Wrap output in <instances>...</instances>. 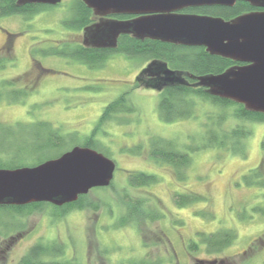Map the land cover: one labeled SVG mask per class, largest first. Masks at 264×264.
<instances>
[{"label":"rangeland","instance_id":"obj_1","mask_svg":"<svg viewBox=\"0 0 264 264\" xmlns=\"http://www.w3.org/2000/svg\"><path fill=\"white\" fill-rule=\"evenodd\" d=\"M70 4L71 0H62L33 15L0 16V50L11 41L10 57L0 67V89L5 93L0 99V122L16 131L8 137L0 130V141H6L3 146L14 149L15 142L30 138L27 126L20 125L39 121L51 122L62 133H75L82 140L95 127L104 107L126 91L136 109L106 123L97 135L100 148L117 164L112 185L95 187L85 198L97 208L91 204L62 214L61 206L45 202L23 216L0 213V264H16L33 244L55 240L65 247L57 259H76L79 264H137L160 258L161 264H198L196 258L217 255L206 253L204 247L190 254L189 241L198 240V231L226 227L236 230L237 239L218 256L229 257L232 264H264V174L254 172L260 166L264 172V123H248L252 134L245 139L244 154L215 147L191 153L188 179L178 182L168 165L154 161L145 150L137 154L131 149L137 144L147 149L152 136L174 139L182 147L200 144L205 138V111L220 108L200 103L197 117L166 122L159 115V91L134 86L147 63L141 58L115 53L102 67L90 68L69 56L46 55L44 51L61 47L65 41L84 39L82 29L63 23L72 13ZM5 80L34 89L14 102ZM224 122L228 128L237 120ZM80 140L71 143V148L82 144ZM132 170L154 173L158 181L131 188L127 178ZM174 190L200 193L206 200L179 207L172 197ZM125 193L152 198L165 217L147 220L142 230L136 223L122 226ZM207 212L211 215H204ZM13 234L18 236L10 242L8 237ZM144 240L150 246L145 247Z\"/></svg>","mask_w":264,"mask_h":264},{"label":"trees","instance_id":"obj_2","mask_svg":"<svg viewBox=\"0 0 264 264\" xmlns=\"http://www.w3.org/2000/svg\"><path fill=\"white\" fill-rule=\"evenodd\" d=\"M52 6L54 5L35 3L34 6L32 4H19L18 0H0V16L13 14L33 15ZM70 8L71 15L63 21L66 27L83 30L84 27L97 20L93 9L84 0H71ZM254 9L259 8H255V6L247 1H237L232 6H200L186 8L185 11L232 19L243 13L251 12ZM8 44L9 46L4 50H0V67H4L5 60L10 57L7 55V51H11V43L8 41ZM35 52V49H33L31 54L35 56ZM44 53L46 55L69 56L86 64L90 68L102 67L107 59L115 53H123L128 57H139L142 62H147L146 66L152 61L166 63L170 69L181 73L185 78L184 83L177 82L158 90L160 93L158 104L159 115L166 122L197 117L198 104L200 103H209V105L219 107L220 110L218 112L205 111V138L200 144L195 145L191 143L182 147L174 139L163 136H152L147 149L142 144H137L131 149L133 153L137 154L145 150L154 161L168 165L178 182H186L188 179L187 170L192 161L191 153L200 149L215 147L230 150L235 154H244L245 139L252 134V129L248 126V123H264L263 112L248 109L244 104L234 100L212 95L205 87L196 85V76L210 73L218 74L237 63V61L231 58L211 54L205 46H186L151 38L139 39L131 34H122L119 36L115 48L98 49L85 45L83 42L65 41L61 47L49 48ZM32 59L35 61V57ZM40 67L45 70L43 66L40 65ZM141 71L137 74L135 80L134 86L136 88L146 87L147 83L153 81V77L150 74L144 73L140 75ZM4 82L10 85L8 96L14 102L28 96L34 89L28 85L17 87L12 80H5ZM4 95V91L0 89V99ZM135 109L136 106L131 101L129 92L121 93L104 107L95 127L82 140L75 133H62L59 127L54 126L48 121L35 122L30 126L20 125L27 126L28 130L25 131L31 134L30 138L15 142L17 144L14 149L11 147L5 148L3 145L6 141H0V168L36 165L46 159L60 156L71 148V143L78 140L82 143L78 145L89 146L105 154L106 152L109 153L100 148L101 141L97 135L102 131V127L106 123L120 120L122 119L120 115L130 113ZM225 119H229V121L236 119L237 122L232 127L226 128L223 126ZM0 130L6 133L8 137L13 136L16 132L12 125L1 122ZM13 143L12 141L11 144ZM261 168L260 166L254 169V172L257 175L264 174ZM157 181L158 177L156 174L145 171H129L127 178L128 185L131 188L150 186ZM261 182L264 184V177L261 179ZM86 196L87 194H82L76 201L61 206L62 214L67 213L72 208L82 209L91 204L94 208H97V205L85 202ZM172 197L175 204L179 207H185L206 200V197L200 193H187L178 190H174ZM122 199L125 206V212L121 215L120 221L122 226L136 223L139 229L142 230V226L147 220L155 221L165 217V213L148 196L135 197L130 193H125ZM44 203L0 205V213L7 212L16 216H23L32 213L35 209L41 208ZM261 211L264 214V209H261ZM204 215L210 216L211 213L207 212ZM197 236L198 240L192 239L188 243L187 247L190 254L194 255L195 252L204 247L206 253L217 255L213 259L196 258L198 264L233 263L229 257H220L218 255L222 254L237 239L236 230L226 227L213 232L198 231ZM143 242L145 247L150 246L145 240ZM64 253L65 247L59 241H40L33 244L16 264H79L76 259L58 260L57 258ZM161 262L162 259L160 258L154 262L144 260L140 263L137 262V264H161Z\"/></svg>","mask_w":264,"mask_h":264},{"label":"water","instance_id":"obj_3","mask_svg":"<svg viewBox=\"0 0 264 264\" xmlns=\"http://www.w3.org/2000/svg\"><path fill=\"white\" fill-rule=\"evenodd\" d=\"M19 4L57 5L62 0H18ZM98 17L84 27V44L115 48L122 34L151 38L186 46H205L213 55L243 62L224 72L196 76V85L215 96L244 104L264 113V0H242L263 10L246 12L232 19L179 10L205 5L232 6L241 0H84ZM140 14L132 19L111 15ZM156 90L177 82L183 75L166 63L150 62L141 71ZM116 161L105 153L75 145L60 156L36 165L0 168V205L49 202L57 206L76 201L95 187L109 186Z\"/></svg>","mask_w":264,"mask_h":264},{"label":"flooded vegetation","instance_id":"obj_4","mask_svg":"<svg viewBox=\"0 0 264 264\" xmlns=\"http://www.w3.org/2000/svg\"><path fill=\"white\" fill-rule=\"evenodd\" d=\"M242 1V0H241ZM24 4H32V5H34L35 6V3H24ZM205 6H216V5H205ZM224 6H226V5H224ZM254 6V5H253ZM197 7H200V6H197ZM188 8H191V7H188ZM255 8H259V9H254V10H252V11H257V10H263V8L262 7H256L255 6ZM186 9V8H185ZM185 9H182V10H179L180 12H184V13H189V12H187V11H185ZM198 14V13H197ZM137 16H140V14H122V15H111V17H113V18H118V19H123V20H125V19H132V18H135V17H137ZM98 18V17H97ZM224 18V17H223ZM226 19V18H225ZM228 20V19H227ZM8 41L11 43V41L8 39ZM83 43H84V39H83V41H82ZM8 43V42H7ZM98 49H107V48H98ZM236 64H243V62H239V61H237V63H235L234 65H236ZM6 205V204H5ZM16 236H18L17 234L15 235V234H13V235H10L8 238H10V242H11V240H13V238H15ZM12 238V239H11Z\"/></svg>","mask_w":264,"mask_h":264}]
</instances>
